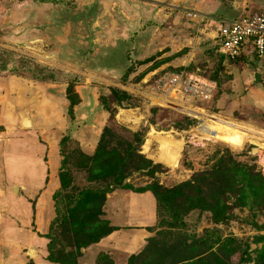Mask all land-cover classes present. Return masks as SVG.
Segmentation results:
<instances>
[{"label": "rangeland", "instance_id": "374dc122", "mask_svg": "<svg viewBox=\"0 0 264 264\" xmlns=\"http://www.w3.org/2000/svg\"><path fill=\"white\" fill-rule=\"evenodd\" d=\"M263 7L0 0V264H264V82L214 30ZM173 74L206 77L211 96L176 92ZM215 119L249 140L211 136ZM162 138L183 143L174 166ZM142 191L159 202L146 245H100Z\"/></svg>", "mask_w": 264, "mask_h": 264}, {"label": "built area", "instance_id": "2783aa9c", "mask_svg": "<svg viewBox=\"0 0 264 264\" xmlns=\"http://www.w3.org/2000/svg\"><path fill=\"white\" fill-rule=\"evenodd\" d=\"M194 13L188 11L187 16ZM215 39L219 51L228 59L248 63L255 77L264 82V7L239 19L220 18L215 25ZM176 92L183 91L209 97L215 86L206 77L198 74L172 75Z\"/></svg>", "mask_w": 264, "mask_h": 264}, {"label": "crops", "instance_id": "0c3cea01", "mask_svg": "<svg viewBox=\"0 0 264 264\" xmlns=\"http://www.w3.org/2000/svg\"><path fill=\"white\" fill-rule=\"evenodd\" d=\"M127 210L126 225L102 238L99 242L100 245H107V243L110 245V242L113 241L112 247L128 252H137L132 251L135 247L140 251L146 245L152 235L153 228L158 223L156 195L151 191L131 193ZM47 262V264H53L48 260Z\"/></svg>", "mask_w": 264, "mask_h": 264}, {"label": "bare ground", "instance_id": "6f19581e", "mask_svg": "<svg viewBox=\"0 0 264 264\" xmlns=\"http://www.w3.org/2000/svg\"><path fill=\"white\" fill-rule=\"evenodd\" d=\"M207 126V131L210 132L211 136L225 141L231 144L233 147H242L249 140V133L244 130L243 127L239 125V123L223 119H215L213 120V124H208ZM161 144V152L157 155V158H159L163 162L174 166L180 156V151L182 149L183 143L180 142V140L167 141L166 138H162ZM258 148L259 154L263 155V147Z\"/></svg>", "mask_w": 264, "mask_h": 264}, {"label": "water", "instance_id": "95a60500", "mask_svg": "<svg viewBox=\"0 0 264 264\" xmlns=\"http://www.w3.org/2000/svg\"><path fill=\"white\" fill-rule=\"evenodd\" d=\"M21 116H22L21 117V124L23 126L27 127V126H32L33 125L32 124V120H31L28 112H23ZM258 152H259V148L258 147L255 146V147L252 148V153H258ZM13 189L14 190H19L18 186H14Z\"/></svg>", "mask_w": 264, "mask_h": 264}, {"label": "trees", "instance_id": "16d2710c", "mask_svg": "<svg viewBox=\"0 0 264 264\" xmlns=\"http://www.w3.org/2000/svg\"><path fill=\"white\" fill-rule=\"evenodd\" d=\"M155 194V193H154ZM156 195V194H155ZM156 198H157V196H156ZM157 201H158V199H157ZM159 203V202H158Z\"/></svg>", "mask_w": 264, "mask_h": 264}]
</instances>
